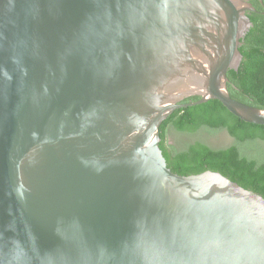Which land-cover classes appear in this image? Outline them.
<instances>
[{"label":"water","instance_id":"obj_1","mask_svg":"<svg viewBox=\"0 0 264 264\" xmlns=\"http://www.w3.org/2000/svg\"><path fill=\"white\" fill-rule=\"evenodd\" d=\"M255 11L0 0V264H264V197L160 148L169 115L209 100L264 125L228 91Z\"/></svg>","mask_w":264,"mask_h":264},{"label":"trees","instance_id":"obj_2","mask_svg":"<svg viewBox=\"0 0 264 264\" xmlns=\"http://www.w3.org/2000/svg\"><path fill=\"white\" fill-rule=\"evenodd\" d=\"M255 12H248L253 26L241 40L243 59L238 70H229L228 91L240 102L264 109V0H251ZM186 98L183 103L197 101ZM177 133L189 140L170 142ZM226 132L232 143L214 147L206 137ZM160 148L167 166L179 175L207 170L219 172L264 197V125L245 122L220 101L175 110L160 126Z\"/></svg>","mask_w":264,"mask_h":264},{"label":"rangeland","instance_id":"obj_3","mask_svg":"<svg viewBox=\"0 0 264 264\" xmlns=\"http://www.w3.org/2000/svg\"><path fill=\"white\" fill-rule=\"evenodd\" d=\"M179 139L189 140L188 137L179 135L175 132L170 134V142L176 143ZM206 141L214 147H224L232 143V139L228 136L226 132H219L215 135L208 136L205 138Z\"/></svg>","mask_w":264,"mask_h":264}]
</instances>
